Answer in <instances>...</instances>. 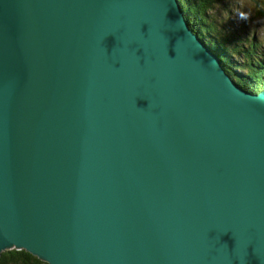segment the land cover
I'll use <instances>...</instances> for the list:
<instances>
[{
    "label": "water",
    "instance_id": "1",
    "mask_svg": "<svg viewBox=\"0 0 264 264\" xmlns=\"http://www.w3.org/2000/svg\"><path fill=\"white\" fill-rule=\"evenodd\" d=\"M184 18L176 0H0V256L264 264V90Z\"/></svg>",
    "mask_w": 264,
    "mask_h": 264
},
{
    "label": "trees",
    "instance_id": "2",
    "mask_svg": "<svg viewBox=\"0 0 264 264\" xmlns=\"http://www.w3.org/2000/svg\"><path fill=\"white\" fill-rule=\"evenodd\" d=\"M190 26L210 45L223 67L242 88L252 93L264 90V29L261 37L237 18L239 5L232 0H181ZM252 19L264 22V0H246ZM258 16V17H257ZM251 19V20H252ZM0 264H48L22 249L2 252Z\"/></svg>",
    "mask_w": 264,
    "mask_h": 264
},
{
    "label": "rangeland",
    "instance_id": "3",
    "mask_svg": "<svg viewBox=\"0 0 264 264\" xmlns=\"http://www.w3.org/2000/svg\"><path fill=\"white\" fill-rule=\"evenodd\" d=\"M179 1L182 3L181 0ZM231 2L236 4V6L239 5L240 7L239 13L236 14L237 18L238 19L240 18L241 21L244 20L251 30H252V27L255 28L256 34L258 35V37H261L263 33L262 31L264 29V22L262 18L252 19L254 14L252 15L251 5H249V3L246 0H232Z\"/></svg>",
    "mask_w": 264,
    "mask_h": 264
},
{
    "label": "bare ground",
    "instance_id": "4",
    "mask_svg": "<svg viewBox=\"0 0 264 264\" xmlns=\"http://www.w3.org/2000/svg\"><path fill=\"white\" fill-rule=\"evenodd\" d=\"M176 2H177V4L179 5V8H180V10L182 11V12H184V14H185V9H184V6L182 5V3L179 1V0H176ZM186 17V16H185ZM185 19V21H186V23L188 24V26H189V24H190V21H189V19L188 18H184ZM190 27V26H189ZM194 33H196L192 28H190ZM209 51H211L213 54L215 53L214 52V50L213 49H209ZM220 60H222V59H220ZM241 91H243V92H245V93H247V94H252L249 90H247V89H241V87H240V85L237 83H234ZM2 256V255H1Z\"/></svg>",
    "mask_w": 264,
    "mask_h": 264
}]
</instances>
